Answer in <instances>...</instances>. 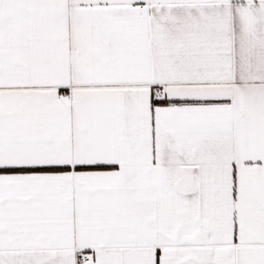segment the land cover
Returning a JSON list of instances; mask_svg holds the SVG:
<instances>
[{
	"label": "snow or ice",
	"instance_id": "obj_1",
	"mask_svg": "<svg viewBox=\"0 0 264 264\" xmlns=\"http://www.w3.org/2000/svg\"><path fill=\"white\" fill-rule=\"evenodd\" d=\"M0 264H264V0H0Z\"/></svg>",
	"mask_w": 264,
	"mask_h": 264
}]
</instances>
